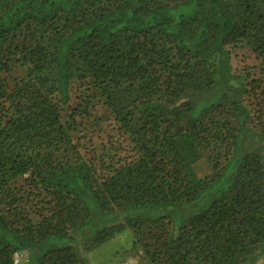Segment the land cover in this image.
<instances>
[{"label":"trees","instance_id":"trees-1","mask_svg":"<svg viewBox=\"0 0 264 264\" xmlns=\"http://www.w3.org/2000/svg\"><path fill=\"white\" fill-rule=\"evenodd\" d=\"M125 230L143 264L261 262L264 0H0V264Z\"/></svg>","mask_w":264,"mask_h":264},{"label":"rangeland","instance_id":"rangeland-1","mask_svg":"<svg viewBox=\"0 0 264 264\" xmlns=\"http://www.w3.org/2000/svg\"><path fill=\"white\" fill-rule=\"evenodd\" d=\"M201 204L188 206L183 213L185 216H190L199 210ZM182 213V215H183ZM92 234L77 236L73 240H60L58 246H73L77 249L80 255L86 260L87 264H121L125 261H131L135 264L142 263V252L134 249L133 234L129 230H125L121 235L114 239L99 245L92 250H87V243ZM26 259L25 255H20V263ZM264 264V256L261 257V262Z\"/></svg>","mask_w":264,"mask_h":264},{"label":"built area","instance_id":"built-area-1","mask_svg":"<svg viewBox=\"0 0 264 264\" xmlns=\"http://www.w3.org/2000/svg\"><path fill=\"white\" fill-rule=\"evenodd\" d=\"M16 263H20V255L19 254H16ZM121 264H135L131 261H125L124 263H121Z\"/></svg>","mask_w":264,"mask_h":264}]
</instances>
